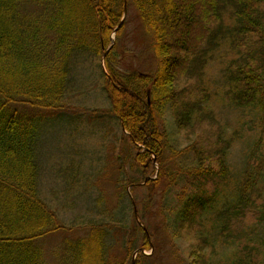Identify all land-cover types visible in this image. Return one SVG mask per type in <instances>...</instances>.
Here are the masks:
<instances>
[{"label": "trees", "instance_id": "obj_1", "mask_svg": "<svg viewBox=\"0 0 264 264\" xmlns=\"http://www.w3.org/2000/svg\"><path fill=\"white\" fill-rule=\"evenodd\" d=\"M126 2L127 10L131 5L140 20L142 48L154 62L152 69H121L124 58L120 38L126 18L115 31L113 44L112 35L122 19L124 0H0V264H124L109 257L105 243L108 224H93L87 235L67 239L60 253L56 251L54 262L46 257L39 242L61 227L55 212L38 192L35 110L62 106L77 56L102 59L103 52L112 44L103 60L108 73L103 72L107 82L104 88L132 147L139 150L133 155L134 160L148 161L154 155L160 164L159 177L134 185L151 186L149 192L154 195L161 184H168L169 188L179 179L177 172H172V163L180 151L172 149L161 124L167 104L177 110L178 124L183 127L202 108L203 98L177 101L180 81L187 82L189 77L202 72L220 37L236 36L237 45L246 49V32H264V0ZM28 4L34 9L27 10ZM243 52L250 50L240 51V57ZM241 60L236 58L227 73L233 84L232 97L248 104L262 88L264 62L257 66L254 57ZM19 106L26 111H20ZM202 116L200 113L196 121ZM226 142L221 139L217 143L218 171L200 166L184 173L194 184L181 195L182 205L174 215L166 221L163 218L154 230L136 223V233L142 234L141 250L155 248L153 233L161 229H166L167 236L172 238L191 229L206 240L211 232L206 226L208 210L215 209V203L220 201L218 189L210 192L206 185L209 177L217 179L216 184L227 178ZM192 149L197 156L204 157L203 148ZM249 178L238 190L236 202L216 210L215 219L209 217V222H215L226 238L231 236V219L239 210L245 214L256 208L253 192L256 194L258 189ZM134 215L135 208L133 218ZM170 224L173 228H169ZM141 250L136 264L150 256ZM198 260L199 264H209L203 256L195 262Z\"/></svg>", "mask_w": 264, "mask_h": 264}, {"label": "rangeland", "instance_id": "obj_2", "mask_svg": "<svg viewBox=\"0 0 264 264\" xmlns=\"http://www.w3.org/2000/svg\"><path fill=\"white\" fill-rule=\"evenodd\" d=\"M26 7L34 9L29 4ZM261 9L264 11V2ZM134 11L130 5L120 38L124 58L121 69L145 71L152 69L154 62L143 51L142 26ZM236 38L220 37L202 72L187 82L180 81L177 101L203 98L202 108L194 112L189 124L179 126L177 110L167 104L161 124L172 149L180 151L172 163V172H177L179 179L169 188L161 184L154 195L149 192L151 186L134 185L148 177H159L160 164L154 156L139 163L134 160L139 150L132 147L112 111L104 88L107 82L102 59L92 55L75 58L62 106L35 110L38 192L61 227L39 240L50 261L54 262L67 239L87 235L91 225L104 223L109 226L105 241L109 257L136 264L142 239V234L136 233V223L154 230L163 218L166 221L174 215L182 205L181 195L194 184L184 173L200 166L218 171L217 143L224 139L227 178L216 184L217 179L209 177L206 185L210 192L218 189L220 197L215 209L208 210V242L191 229L182 230L175 238L161 229L153 233L155 248L143 251L149 258H141L138 264H199V260L195 262L199 256L209 264H264V69L262 88L248 104L232 97L233 84L227 73L236 58L243 61L254 57L257 66L264 62V32H246V49L237 45ZM241 49L250 53L243 52L240 57ZM18 109L26 111L20 106ZM200 113L203 118L197 122ZM193 146L203 148L204 157L197 156ZM249 177L258 189L253 192L256 208L245 214L239 210L231 219V236L226 238L209 217L215 219L218 210L236 202L238 190Z\"/></svg>", "mask_w": 264, "mask_h": 264}, {"label": "water", "instance_id": "obj_3", "mask_svg": "<svg viewBox=\"0 0 264 264\" xmlns=\"http://www.w3.org/2000/svg\"><path fill=\"white\" fill-rule=\"evenodd\" d=\"M125 14H126V5L124 6V12H123V17L125 16ZM121 25V23L119 24V26ZM118 26V27H119Z\"/></svg>", "mask_w": 264, "mask_h": 264}]
</instances>
